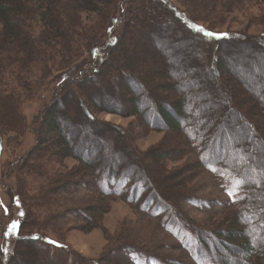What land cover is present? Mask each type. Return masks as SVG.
Returning a JSON list of instances; mask_svg holds the SVG:
<instances>
[{
  "label": "rangeland",
  "instance_id": "374dc122",
  "mask_svg": "<svg viewBox=\"0 0 264 264\" xmlns=\"http://www.w3.org/2000/svg\"><path fill=\"white\" fill-rule=\"evenodd\" d=\"M116 2L107 0L105 10ZM128 5V0H119L118 18L121 10L125 15ZM130 7L133 9L127 15L128 22H123L122 16L107 30L108 34L104 32L100 40L103 45L96 51L99 57L84 55L78 61L95 63L109 43H121L120 48L105 56L113 67L106 69L97 82L72 83L60 99L51 100L58 77L59 83L64 80L63 74L55 73L38 97L24 104L23 114L17 112L12 100H1L0 250L12 248L15 255L9 264H36L37 260V264H201L190 251L189 238L194 239V235L185 231V226L176 225L180 229L166 224L165 210L131 203L133 188L124 180L99 183L97 171L84 170L85 166L77 164L78 155L90 159L96 169L111 163L116 164L115 172L119 169L127 173L125 167H136L134 172L151 179L155 195L165 205L168 203L174 215L209 229L217 227L235 208L239 184L199 164V146L196 138L186 142V127L198 125L199 119L204 121L208 126L204 138L211 157L225 159L230 171H242L244 179L264 177V0H135ZM168 7L187 16L196 29L238 35L237 41L227 40L232 42L226 46V41L209 42L198 34L186 33L174 25L177 20ZM166 21L173 26L164 27ZM163 37L168 40L162 41ZM154 46H160L158 54ZM218 47L225 57L233 54L232 59L226 58V66L236 79L218 72L223 63L213 67L209 62H200L205 59L199 57L202 52L209 57ZM178 67L188 69L191 75H187L188 86H182L185 92L198 90L192 101H183V107L174 115L167 102L179 96L171 93L166 98L167 92L165 95L158 89L162 79L157 72L168 69L170 73ZM79 70L87 71L84 65ZM129 71L141 75L143 81L124 75ZM212 71L220 79L222 91L209 92L200 84L199 77ZM116 75H120L118 79ZM136 86L147 92L137 95ZM51 101L54 103L49 112L55 110L53 119L62 134L53 132L48 112L46 121L41 122V114ZM134 105L144 112V122L130 114ZM159 105H166L181 132L166 124ZM60 135L73 148V155L56 154L63 147ZM45 153L51 160L50 175L56 171L58 178H63L77 171V184L67 188L61 183L58 195L42 196V201L31 202L30 207L21 201V194H34L39 179L25 163L35 168L37 161H46L40 157ZM20 182H26V189H20ZM252 186L260 207L251 210L246 227L252 230L255 226L264 233V186L256 182ZM14 221L18 227L10 231ZM201 248L211 254L204 264H220L214 257L217 254L231 261L242 257L222 241Z\"/></svg>",
  "mask_w": 264,
  "mask_h": 264
},
{
  "label": "trees",
  "instance_id": "16d2710c",
  "mask_svg": "<svg viewBox=\"0 0 264 264\" xmlns=\"http://www.w3.org/2000/svg\"><path fill=\"white\" fill-rule=\"evenodd\" d=\"M59 1L60 0L57 1L58 5H55L57 3L55 0H0V103H2L1 100L4 99L12 100L15 109L20 114L24 113V104L38 97L39 92L48 86V84L56 74H63L62 77L64 80L59 83L58 77L54 86V90L51 93V100L60 99V96H63L66 86L72 83H76L75 85H79L80 83H84L85 81L89 83H95L98 81L97 79H99L106 73V69H111L113 67V64L108 60V57L105 58V56L112 49L120 48L121 43L119 44L118 40H114V42L109 43L104 48V51L105 49H109L105 52L103 51L101 58H99L100 60L97 58L95 63L87 61L85 62V64H82L83 61H78L81 60L84 55H91L95 58L99 57V54H97L96 51L98 47H101L103 45V42H100V40L102 39V37H104V32L105 35L108 34L107 30L110 29L118 20H120L122 16H124L123 22L125 20L127 22L129 21L127 15L132 12L133 7L131 8L130 6H133V2L135 0H128L131 5H128V9L126 10L125 15L124 11H120L119 18L117 14L119 0H117L116 4L108 10H112L111 12L105 10L106 7L104 6V4L105 2H107V0ZM164 6L166 7V5ZM169 9L173 13L172 16L177 20L174 25H176V27L178 28L179 26L182 27V29L186 33L198 34L201 39H206L209 42H220V44H223V42L226 41V43H228L226 44V46H230V43L232 41H237L236 37H238V35L236 36L226 34L224 35V37H221L219 35L221 33H216L213 31L209 32L205 30H203V32L198 31L196 29V26H194L195 24L189 22L190 19H188L187 16H182V14L179 13L175 8V10H173L172 8ZM104 11L106 12L105 14ZM173 11L176 14H174ZM86 14H88V16L85 17ZM166 23L169 22L166 21L163 23L164 27L166 28H171L170 25L173 26V24ZM205 33H215L217 35L209 36ZM164 40H168V38L163 37L162 41ZM227 40L232 41L228 42ZM159 47L160 46H154V50L157 54ZM204 53L205 52H202L199 56L205 58L201 59L200 62H205V64L209 62L213 67L218 62L223 63L222 70H218V72L222 71L224 76L231 77L234 80L235 76L232 69L229 66H226V58L232 59L233 54L228 53L229 56L226 55L225 57L224 51L219 47L218 49H216L215 53H211L209 57H205L204 55H202ZM109 55H115V53H111ZM223 56L224 62L223 60L220 61ZM247 62H250V60H247ZM82 65L86 66L87 69V71H85L84 73L82 70H79L80 66ZM206 68H208L207 65ZM185 70L186 69L182 68L179 69L178 67V69H175L170 73H168V69L164 72H157L159 75H161V77L159 78L162 79V82L158 84V89L161 90L164 94L167 92L166 98L169 99L168 96L171 95V93H175L179 96L178 99H169L171 102H167V105H172L170 113L174 115H176L175 110L178 112V110L183 107V101H192L198 90L196 88H192L188 92H185L186 88H182L183 85L188 86V84L186 83L188 81L187 75L188 77H191V75L188 74V69L186 71ZM80 72L82 73L78 76V73ZM123 73L124 75H133L132 78H134L135 80L138 79L137 77H140L141 81H143L144 79L135 71ZM194 73L197 74L196 71ZM201 73L203 74V72ZM214 75L215 72L212 71V73L210 72L205 76L199 77L202 87H208L206 91L210 92V89H212L213 91L214 89L220 91L223 90V87H221L223 85L220 83V79L215 77ZM119 76L120 75H116L115 79H118ZM190 80H192V78H190ZM138 84L141 85L142 83L138 82ZM136 88L137 95L147 92L141 86H136ZM250 92L253 95V91L250 90ZM170 98L172 97L170 96ZM257 102L260 101L258 100ZM52 103H54V101H51V103L49 104L50 106L46 107L44 113L41 114V122L46 121V112H48V114H51L52 117L47 114L51 120L53 119V117H55V110L51 109V111L49 112V108L52 107ZM161 104L165 103L163 102ZM159 107L161 108L162 113H164V117L167 121L166 124L168 126H171V130H175L178 132V121L171 116L166 105H159ZM132 109L133 110L130 114H132L133 116H139L140 118H142L141 121L144 122L145 115L144 112L142 113V109H137L135 105ZM100 110L102 112L108 111L107 109L106 111H104L103 109ZM204 116L206 118H210L207 114ZM193 121L195 122L194 119ZM1 124L2 123H0V125ZM51 124L53 132L59 134L61 130L58 125H56L54 119L53 123ZM183 125H185V123ZM152 126L153 128H156L158 125ZM207 127L208 126L204 123V121H200V119L198 125L190 126L188 128L186 127V142L191 143L192 139L196 138L195 143H197V145L199 146L200 151L198 161L199 164L202 165L205 169L208 167L215 172L222 173L227 180H236L239 184V200L235 208L227 212V214L220 220L219 225L213 229L206 228L202 225H200V227L198 225L196 226L195 224H191L183 219H180L177 214L174 215L168 203L165 201V205L158 198V196L155 195L156 193L152 189L153 183L151 182V179L137 174L138 171L134 172L136 167H125L124 169H127L128 172L121 173L119 169L116 172L114 171V166L116 164H114L113 166V164L105 162L106 167L103 168L99 165V168L96 169V166H94L95 164H93L90 159L86 160L84 157L78 155L76 156V161L79 166H85L84 170L93 169L97 171L99 174L97 177L99 183H109V181L112 180H124L127 184L132 186L133 195L130 193L129 199L131 203L147 205V201H155L156 206L152 205L153 207L165 210L164 215L167 220L166 224L170 226H185L186 230H182H185L194 235V239L192 236V239L189 238V248L193 257H195L196 260L199 261V263L204 264V260H206V258L208 259L211 256L209 251L207 252L202 250L201 245H212L213 241H215L216 243H220V241H222L225 244L229 245L233 250L235 249L236 253L238 252L239 254H242V257L234 258L233 261H231L230 258L226 259L223 254H214L216 255L214 256L215 259H218L220 264H264V233H262L259 228L255 226H253L252 230L250 229L251 227H246L247 218H249L252 213L251 210H256L257 207H260L256 204L257 195L253 190L254 188L252 189V184L256 182L259 185L264 186V177L256 178L254 181L250 179H244L242 171L241 173H239V170H235V172L233 173L230 171V168L226 164L225 159L219 157H211V154H209L210 146L204 138V135L207 134ZM209 132H212V130H209ZM60 139L61 145L63 147L59 148L56 154L73 155V148L68 144L67 141H65L63 136H61ZM48 155V153L41 154L40 157L45 158L44 160L46 161L40 163H38L37 161L35 163V168L31 167L32 164H30V162L25 163L26 169L32 172L33 176L36 179H39V183L36 186L34 194L28 193V196L21 194V201H23L27 206L32 207L31 202L34 203L35 201H39L42 196L50 197V195H58L57 192L60 190L61 183L63 184V187L65 185H68L69 187L67 188H72L73 186L75 187V185L77 184V179L75 177L77 171H75L76 173H66L63 178L61 177L62 179L58 178V173H56V171H51L50 175L49 163L51 160L48 159ZM164 158L168 157L164 156ZM55 163L56 165L54 166V168L58 170L57 162ZM236 172H238L239 174L238 178L235 177L237 176ZM20 183V189H26V182ZM139 188L141 189L139 194L140 201L137 202L134 201L133 197L136 195L135 190ZM143 188L145 189L143 190ZM52 189L53 191H51ZM246 190H248V196L245 195ZM251 206H253L252 209ZM34 240H37V238H35ZM226 250L227 252H229L228 249ZM0 255V264H9L11 262V259L14 258L15 254L12 251V248L7 249V247H3V249L0 250ZM213 261L215 260L213 259ZM38 262L39 260L36 261V264ZM211 263L213 264L212 261Z\"/></svg>",
  "mask_w": 264,
  "mask_h": 264
},
{
  "label": "bare ground",
  "instance_id": "6f19581e",
  "mask_svg": "<svg viewBox=\"0 0 264 264\" xmlns=\"http://www.w3.org/2000/svg\"><path fill=\"white\" fill-rule=\"evenodd\" d=\"M145 188H143V190H144ZM140 188L139 189H137V190H135V193H136V195L133 197V199H134V201H137V202H139L140 201ZM142 190V191H143ZM145 200V199H144ZM143 201V200H142ZM146 201V200H145ZM148 202V204L147 205H145L146 207L148 206V208H156V207H153L152 205H155L156 206V203H155V201H147ZM144 205V204H143ZM157 209V208H156Z\"/></svg>",
  "mask_w": 264,
  "mask_h": 264
},
{
  "label": "snow or ice",
  "instance_id": "6c2138e0",
  "mask_svg": "<svg viewBox=\"0 0 264 264\" xmlns=\"http://www.w3.org/2000/svg\"><path fill=\"white\" fill-rule=\"evenodd\" d=\"M197 30H198V31H203V29H197ZM205 34H206V35H209V36L217 35V34H215V33H205ZM219 35H226V34L221 33V34H219ZM20 215H23V213H20ZM17 227H18V223L14 221V222L11 224V226H10V231L16 229ZM53 243H54V242H53Z\"/></svg>",
  "mask_w": 264,
  "mask_h": 264
}]
</instances>
